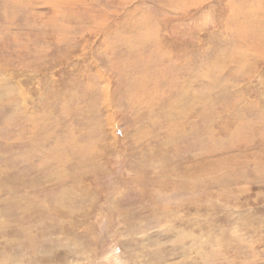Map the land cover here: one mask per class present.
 Here are the masks:
<instances>
[{
	"label": "rangeland",
	"instance_id": "rangeland-1",
	"mask_svg": "<svg viewBox=\"0 0 264 264\" xmlns=\"http://www.w3.org/2000/svg\"><path fill=\"white\" fill-rule=\"evenodd\" d=\"M0 264H264V0H0Z\"/></svg>",
	"mask_w": 264,
	"mask_h": 264
}]
</instances>
